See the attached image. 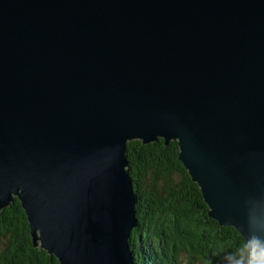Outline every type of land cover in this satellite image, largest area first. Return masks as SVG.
I'll use <instances>...</instances> for the list:
<instances>
[{
    "label": "water",
    "instance_id": "1",
    "mask_svg": "<svg viewBox=\"0 0 264 264\" xmlns=\"http://www.w3.org/2000/svg\"><path fill=\"white\" fill-rule=\"evenodd\" d=\"M175 141L264 261V0H0V211L58 264H134L126 144Z\"/></svg>",
    "mask_w": 264,
    "mask_h": 264
},
{
    "label": "trees",
    "instance_id": "2",
    "mask_svg": "<svg viewBox=\"0 0 264 264\" xmlns=\"http://www.w3.org/2000/svg\"><path fill=\"white\" fill-rule=\"evenodd\" d=\"M177 157L175 141L126 144V169L136 196L137 227L129 237L134 264H240L237 257L250 247L233 228L209 218L197 185ZM0 264H58L33 247L16 198L0 211Z\"/></svg>",
    "mask_w": 264,
    "mask_h": 264
},
{
    "label": "clouds",
    "instance_id": "3",
    "mask_svg": "<svg viewBox=\"0 0 264 264\" xmlns=\"http://www.w3.org/2000/svg\"><path fill=\"white\" fill-rule=\"evenodd\" d=\"M261 248H245V253L242 257H237L240 264H264L260 260Z\"/></svg>",
    "mask_w": 264,
    "mask_h": 264
},
{
    "label": "rangeland",
    "instance_id": "4",
    "mask_svg": "<svg viewBox=\"0 0 264 264\" xmlns=\"http://www.w3.org/2000/svg\"><path fill=\"white\" fill-rule=\"evenodd\" d=\"M180 258H181V259H185V256H184V255H181Z\"/></svg>",
    "mask_w": 264,
    "mask_h": 264
},
{
    "label": "bare ground",
    "instance_id": "5",
    "mask_svg": "<svg viewBox=\"0 0 264 264\" xmlns=\"http://www.w3.org/2000/svg\"><path fill=\"white\" fill-rule=\"evenodd\" d=\"M189 176V175H188ZM190 178V177H189Z\"/></svg>",
    "mask_w": 264,
    "mask_h": 264
}]
</instances>
